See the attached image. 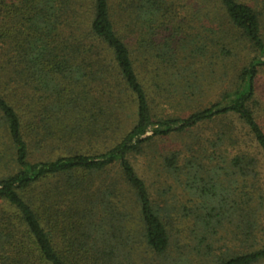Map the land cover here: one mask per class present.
<instances>
[{
    "label": "trees",
    "instance_id": "obj_1",
    "mask_svg": "<svg viewBox=\"0 0 264 264\" xmlns=\"http://www.w3.org/2000/svg\"><path fill=\"white\" fill-rule=\"evenodd\" d=\"M195 6L208 25L186 37L168 0H125L115 9L118 23L111 0H0V172L13 169L0 178V264H201V257L203 264H264V116L255 104L264 0ZM224 25L228 36L217 33ZM233 33L253 52L235 88L209 106L191 105L186 117L155 116L151 102L166 94L195 102L203 81L195 71L189 80L186 70L219 66L233 53ZM162 71L171 74L156 83ZM129 99L133 124L122 130ZM55 118L64 123L59 137ZM209 124L219 130L198 154L182 165L177 152L163 160L180 192L189 188L195 199L156 204L130 156ZM110 134H119L113 146L91 152ZM56 140L63 154L31 160L33 147ZM248 142L254 151L240 148ZM223 148L238 151L229 158ZM180 174L194 186H183ZM215 242H225L218 254Z\"/></svg>",
    "mask_w": 264,
    "mask_h": 264
},
{
    "label": "rangeland",
    "instance_id": "obj_2",
    "mask_svg": "<svg viewBox=\"0 0 264 264\" xmlns=\"http://www.w3.org/2000/svg\"><path fill=\"white\" fill-rule=\"evenodd\" d=\"M112 6H113V15L115 22L118 23V16L116 15L115 9L119 7L120 5L124 4L125 0H111ZM198 0H168L169 3H171L173 6L176 7L179 16L183 19V33L184 36L189 37H195L198 34L203 33L205 31L203 29V25H208L205 19H203V9L199 8L197 9L195 4ZM252 5V4H251ZM254 6V5H252ZM203 14V15H202ZM264 26V24H263ZM229 26L224 25L222 28H216L218 30L217 33L226 32L227 36L230 34ZM264 29V27H263ZM222 36L223 34L220 33L217 36ZM237 34L233 33L232 38L227 41V45L229 44L230 48H232V55L223 56V60H220L218 62L219 66H213L210 68L209 62H203V65L199 67L193 66L186 70L185 75L189 80H192L193 77L197 74L198 80L201 79L203 81V85L199 86L202 88H199V92L196 95V98L194 99L195 102L192 101H179L178 99H172L167 94L166 97H160L155 98L151 102V108L153 111V114L157 117L162 116H179V117H186L190 114V109L192 108L191 105L194 106H202L206 107L209 106L211 103H214L215 101H218L220 97L225 93L236 86V77L237 73L241 69L242 65H244L251 56H253V52L246 48L243 41L239 38V36H236ZM195 40H201L200 38H194ZM201 42V41H200ZM178 41H174V46L177 48ZM181 58L185 57L184 54H180ZM179 56V57H180ZM187 64V61H185ZM192 63V61H188V64ZM192 66L191 64H189ZM152 69L154 73L155 66L152 67L149 70V73L147 76V82L153 79ZM196 72L195 75L194 72ZM171 72L163 73V71L158 75L157 79H155L156 83H163L165 82V78L167 76H170ZM157 76V75H156ZM169 86L167 83L164 87ZM150 88L152 89V84L150 85ZM157 91V90H156ZM256 107H260V113L258 116L260 119H262V115L264 116V71H262L258 77L257 80V92H256ZM134 109V104L131 102V99L124 100V102L121 105V112H123L122 118V124L120 127H123L122 130H126L127 128L131 127V124H133V117L130 115L127 116L126 114H131ZM132 111V112H131ZM51 121L54 122L53 130L56 131V137H59L62 135V131L60 129L63 128L64 123H60L59 120L52 119ZM237 127V131L240 130L241 133L243 132V129L240 127V125L237 126L236 123H234ZM219 128L216 125L209 124L205 125L199 128L190 129L182 133H176L172 134L169 137L160 138L156 140L153 144L150 146H147L144 150V152L140 155H131L130 161L137 172V174L146 182L151 198L153 201H156V204H159L157 202L160 201H167L174 203L175 201H178L179 199L190 201L191 198L195 199V197L191 196L192 191L187 190L188 194L184 195L180 192V189L178 186V175L177 176H171L169 171L164 165V158L169 156L173 152L179 153V165L185 164L187 161H189L190 156L192 153L198 154L200 146H203V144L206 142L207 139H213V135L215 132H217ZM122 133V131L120 132ZM117 134V133H116ZM110 134L107 136L106 139L103 140H97L96 142H92L90 144V150L91 152H96L98 154L105 152L109 147L113 146L119 138V134ZM80 146H83V143L79 144ZM248 145L247 147H245ZM251 143L248 142L240 146L243 150H249L254 151L256 149L253 146H250ZM65 145L60 144L57 140L52 142H48V145H45L42 147H38L35 149L33 147L31 149V160L33 161H47L48 159H54L57 158L59 154H63L65 152L64 149ZM88 148V147H85ZM238 149H226L221 151V154H223L224 157L232 158ZM263 163V162H262ZM11 172H13V169L9 168L8 170H3L0 172V178L8 176ZM261 185L264 190V167L261 168ZM179 179L183 181V186H194V183H192L191 180H189L186 176H179ZM180 186V185H179ZM181 194V195H180ZM161 204V203H160ZM193 215L188 217L187 216V222L188 226L190 228H193L192 231L196 233L197 229L195 227H191L193 222ZM186 224V223H185ZM191 239V238H190ZM194 236H192V242L190 241V244L193 246V243H195ZM225 242H215L213 244V249L216 254L219 253V249L221 250L224 248L223 244ZM229 247L231 244H227ZM173 250L170 252L173 258L176 255V248L173 247ZM224 250V249H223ZM195 252H191V256H195ZM204 257H201V264L202 259ZM197 259V258H196ZM195 260V258L193 259Z\"/></svg>",
    "mask_w": 264,
    "mask_h": 264
}]
</instances>
